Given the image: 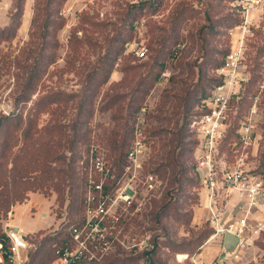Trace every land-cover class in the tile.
I'll return each mask as SVG.
<instances>
[{"label": "rangeland", "instance_id": "374dc122", "mask_svg": "<svg viewBox=\"0 0 264 264\" xmlns=\"http://www.w3.org/2000/svg\"><path fill=\"white\" fill-rule=\"evenodd\" d=\"M34 1H26L28 7L26 6L17 36L0 41V115L22 112L25 116L36 108L38 99L48 93L74 95L70 101L59 106L64 112H58L60 114L53 117L66 127V134L61 137V143L66 144L79 111V96L83 94L88 71L91 67L103 64L104 70H109L108 80L101 83L102 76L93 74L96 77L90 82L101 84L97 87L98 93L87 91L85 94L86 98L91 99V103L84 110L86 114L92 111L87 125L92 128L91 144L97 149L96 155L101 159L105 158L104 163L109 169L113 168V165L110 162V149L104 139V131L116 126L120 134L128 136L122 167L113 168V172L108 176L98 169L102 183H106L111 189L112 201L107 204L106 212L112 219L110 225L113 226L109 227L111 232H108L112 240L103 249V254L89 263L148 264V258L154 256L155 264H191V256L200 253L209 236L202 240L197 250L195 244H192L186 246V251L174 252L166 244L169 240L178 243L189 242L197 238L200 232L210 229L206 216L200 213L203 199L199 194V185L196 184L192 173H189L183 194L172 193V197L165 199L166 178L152 170L150 160H158L156 154L163 152L160 148L168 141L170 131L176 129V121L179 120L180 125L184 122L182 116L179 118L172 113L177 97L187 85H195L201 75H206V79L218 76L219 68H215V63L221 62L223 53L233 47L235 35L231 34L234 28L231 15L232 0H55L52 10H58V13L51 18L60 19L64 23L55 36L58 44L55 61L40 74L35 90L21 96V85L29 77L24 64L31 63L29 51L34 45ZM181 5H185L187 11L179 19V13L182 14ZM12 9V0H0V32L8 23ZM174 17L176 18L173 19ZM256 18L258 21L255 22L253 32L247 40L246 62L250 69L255 66L252 72L260 75V78L255 85L248 88L247 96L233 102V122L240 120L248 112L252 103L249 95L255 91L256 84L264 72V51L259 50L264 49V5ZM93 22H96V25ZM175 23L178 25L173 29L172 25ZM173 30L176 31L174 36L179 37L176 43L175 37H170L171 39L163 43L165 46L158 42V38L162 36H172ZM202 30L209 32L206 40L198 39ZM142 45L147 48V54L140 58L133 48ZM200 66L203 67V73H200ZM161 69L158 78L153 80ZM125 74L127 79L124 80ZM138 80L144 85L136 95L144 97L142 105L137 112L129 111L128 104L131 102L129 103L130 97L127 96L121 103L124 109L120 113L122 118L117 121V126L113 118L117 107L104 110L102 106L108 94L116 91L128 92ZM149 84L151 88L146 92ZM192 85V89H195ZM201 88L202 86L196 88V94ZM262 99L257 123L264 139V95ZM56 105L59 104L52 106ZM196 106L192 112H195ZM138 116L142 120L141 138L144 142L141 166L129 168L127 155L135 140L134 125ZM40 117V126L51 118L44 112ZM189 123L185 122V129L188 134H192ZM156 129L162 131L154 133ZM51 135L53 139L60 136L57 131ZM192 136L194 137L193 134ZM190 139L191 137L187 136L185 142ZM21 146L22 140L17 142L13 151H17ZM191 146L188 144L186 148ZM77 151L80 157L77 160L76 156L77 164L82 169L78 171V175L88 179L92 165L91 153L82 148V142L77 143ZM60 153L67 157L66 161L72 157V151L68 149L62 148ZM185 158L188 163L193 162L194 152H187ZM258 165L264 168V161L262 164L260 159ZM53 166H56V163H53ZM259 170L264 172L262 168ZM150 175L153 176V185H149ZM88 188L89 185L87 191ZM30 194L31 200L10 205L6 212L1 213L2 231L7 221L13 226L12 223H20L22 219L20 225L26 233L43 228L42 232L29 235L38 240L45 234H52L61 229L68 222L67 203L61 206L55 192L49 196L38 191ZM33 200L38 203V207L31 212ZM14 206H17L15 215L10 218ZM175 207L177 215L171 211V215L167 216V210L174 211ZM41 211L46 212L47 216H43ZM177 217H180L179 222H175ZM93 230L99 231L96 228ZM105 230L106 228H103L102 232L106 233ZM211 245H208L206 250ZM184 254L189 257L181 259L179 255ZM223 259V256L218 258L219 261ZM235 264H264V251L259 249L250 257L243 255Z\"/></svg>", "mask_w": 264, "mask_h": 264}, {"label": "trees", "instance_id": "16d2710c", "mask_svg": "<svg viewBox=\"0 0 264 264\" xmlns=\"http://www.w3.org/2000/svg\"><path fill=\"white\" fill-rule=\"evenodd\" d=\"M27 0H12V11L9 17V22L3 27L0 32V41H7L8 39L15 38L19 33L20 26L22 24V17L25 11V4ZM235 0H232V2ZM55 0H35L34 1V42L32 49L29 51V59L31 63L24 64V69L28 73V78L21 85V96H26L28 91H33L36 88V80L40 77V74L47 70V67L51 65L56 58L57 42L55 41L56 32L63 27L64 23L60 19H52V15H56L58 10L53 11V5ZM182 7V5H181ZM232 9V8H231ZM178 10V9H177ZM182 14L178 18H182L187 7H182ZM232 27H235L240 22V16L232 9ZM174 17L173 19H175ZM177 18L176 23L179 22ZM175 21V20H174ZM172 25L174 29L178 24ZM96 25V22H93ZM234 24V25H233ZM37 28V29H36ZM175 30H173L172 36H162L158 38V42L163 44L169 39L175 37V43L179 40L177 35L174 36ZM209 32L202 30L198 34V39L206 40V35ZM201 35V38H199ZM171 37V38H170ZM197 44L199 45L198 41ZM165 46V44H163ZM75 49V48H74ZM203 49V48H202ZM231 49L228 48L223 53V59L221 62L215 63V68H220L224 62V58ZM264 51L263 48L259 49ZM159 51V56L161 49ZM34 54V56H33ZM222 54V53H221ZM157 56V57H159ZM158 59V58H157ZM260 65V64H259ZM261 66V65H260ZM104 65L99 67H91L85 79L83 94L79 96V111L74 123L71 126V135H68L66 144L61 143V137L66 134V127L54 120L53 117L61 111V103H67L74 95L65 96L62 93H48L42 95L35 103L36 108L30 110L25 116L20 113H9L8 115H0V215L6 212L10 205H14L17 202L24 203L29 198L31 192H42L45 195H52L55 192L57 195V201L61 203V206L66 204L67 220L68 222L59 230H56L52 234H45L38 240L26 235V238L30 242V247L27 250V262L26 264H52L57 260L60 254L63 253L65 248H74L73 229L75 227H82L86 220V208L90 205L92 208L98 206V204L104 201L107 197H111V189L107 187L106 183H103L102 188H96L100 182L99 174L94 173V188L91 190V199L88 200L87 186L89 181L86 176H79L78 171H82L80 165L77 164L78 157L77 143L82 142V148L91 152L92 150V128L87 126L89 119L92 115V111H86L84 108L91 103V99L86 98L87 91H91L94 94L98 93L97 87L103 82H106L109 77V70H104ZM107 67V64H106ZM128 67H126L127 69ZM132 68V67H131ZM135 68V66H133ZM255 68H251L252 70ZM125 69V70H126ZM200 73L203 67L200 66ZM205 71V70H204ZM162 69L159 70L153 80H156ZM102 76L101 83H91L96 75ZM203 73V72H202ZM149 74V72H148ZM206 74V72H205ZM126 76V74H125ZM124 76V77H125ZM206 75H201L200 80L194 85L195 89H192L191 85H187L182 94L177 97V102L174 105V115L183 118V124H179V120L176 121V129L170 131L168 141L162 144L161 149L163 152L156 154L158 160H150L151 168L155 172L161 173L166 178L167 191L165 199H169L173 194H183L184 183L188 182V174L192 173L193 178L197 185H199V179L196 170V163L193 158V162L188 163L186 159L187 152H194L197 137L188 134L185 129V122L191 123L193 118L198 114V111L193 110L194 106L198 104L199 100L203 97H207L211 90L221 81L219 76L206 79ZM260 75L252 72L249 88L257 82ZM123 77V78H124ZM127 79L124 78V80ZM34 80V81H33ZM123 80V79H122ZM141 80L135 82L133 87L128 92L116 91L108 94L106 102L102 106L104 110L112 109L116 106V110L113 113V118L120 120L122 116L120 113L123 111L124 106L121 105L127 96L130 97L128 104V110L137 112L141 107L144 97H136L138 90H142L144 85L141 84ZM93 84V85H92ZM199 92L196 94L197 89ZM151 88L146 87V92ZM197 88V89H196ZM195 91V92H194ZM21 100V98H20ZM27 100V99H22ZM59 104L52 106L54 104ZM47 113L51 116L43 122H41V113ZM86 115H85V114ZM189 115V116H188ZM54 120V121H53ZM189 123V124H190ZM119 122H117L118 126ZM123 127L121 126L120 129ZM57 131L59 138H52V133ZM162 130H154V133H159ZM166 131V130H165ZM127 133V132H126ZM104 139L110 149L109 157L113 168H121L123 165L124 155L126 154V139L127 134H120L116 126L104 131ZM187 136L191 139L185 142ZM22 140V146L17 151H13L17 142ZM192 145L189 149L187 145ZM262 149L260 152L261 163L264 161V139L262 141ZM65 148L72 151V157L68 161L67 157L60 153V149ZM77 156V160H76ZM160 160V161H159ZM56 163V166H53ZM111 167V166H110ZM112 168V167H111ZM110 168V172H113V168ZM264 169L263 166L259 167ZM173 193V194H172ZM172 195V196H170ZM106 199V202H107ZM177 200V199H176ZM171 211L174 215H177V208L173 210H167L168 215H171ZM180 217L175 219V222H179ZM186 221V220H184ZM42 230L36 232L40 233ZM213 233V228L206 229L199 233L197 238L190 240L189 242L178 243L176 241L169 240L167 247L172 251H186L188 245L195 244L196 250L201 245L202 240L206 237H210ZM34 234V233H33ZM6 240L5 232L0 229V242ZM258 245L264 249V235L258 240ZM199 251V250H198ZM156 259L154 256L148 258V264H155ZM10 264L6 259L4 263ZM83 264H102L98 262L84 263Z\"/></svg>", "mask_w": 264, "mask_h": 264}, {"label": "built area", "instance_id": "2783aa9c", "mask_svg": "<svg viewBox=\"0 0 264 264\" xmlns=\"http://www.w3.org/2000/svg\"><path fill=\"white\" fill-rule=\"evenodd\" d=\"M263 5L264 0L231 2V8L240 16L239 24L231 30V34L235 35L234 45L218 70L221 81L207 97L199 100L196 106L198 114L190 123V129L197 137L194 160L199 179V194L205 201L206 219L213 228L207 243L216 239L222 240L224 232L228 230L240 238L239 249L230 259L222 261L215 259L205 262L198 254H194L190 258L191 264H235L247 251L251 238L259 235L264 228V214L261 220L254 223L249 220L251 208L264 207V172L259 170L258 165L263 133L258 129L257 123L259 106L264 95V72L256 84L255 91L249 95L252 103L248 112L238 121L233 122L231 118L233 102L244 98L248 93L252 72L246 62L247 40L253 32L254 24L258 21L256 16ZM133 51L140 58L147 54L144 45L136 46ZM142 132V120L138 116L134 125L135 140L127 155L129 168L141 166L144 148ZM96 151L92 146L88 200L91 199V190L94 188L95 171L98 174L100 169L107 176L111 175L110 169L104 163L105 158L101 159L96 155ZM149 178V185H153V176L150 175ZM102 185L101 179L95 187L101 189ZM236 192L244 195L247 210L235 223L226 224L224 215L227 204L231 195ZM106 199L95 208L88 205L84 225L75 227L72 231L74 248H65L57 258L61 264H83L97 259L110 244L112 237L108 236V232H111L109 227L113 225H110L112 219L106 210L112 197H108L107 202ZM94 228L99 231H94ZM103 228H106V233L102 232ZM4 232L6 240L0 242V263L8 259L10 264H26L27 250L31 245L26 235L11 226L9 221L4 226ZM100 232L102 233L99 234ZM179 257L182 259L189 255Z\"/></svg>", "mask_w": 264, "mask_h": 264}, {"label": "crops", "instance_id": "0c3cea01", "mask_svg": "<svg viewBox=\"0 0 264 264\" xmlns=\"http://www.w3.org/2000/svg\"><path fill=\"white\" fill-rule=\"evenodd\" d=\"M26 6L27 2L25 4V11H26ZM28 9V8H27ZM24 11V13H25ZM28 14H29V10H28ZM9 22V21H8ZM8 24V23H7ZM5 24V25H7ZM4 25V26H5ZM34 193V192H31ZM31 195H29V198L27 199V201L31 200ZM202 207L200 209V213L203 214L204 216L207 217V211L205 209V201L202 200ZM17 206H14L12 209V217L15 215V209ZM38 207V203L36 201H32L31 204V212H34V209L37 210ZM263 206H256L253 207L249 210V220L251 223H254L256 220H261L263 218ZM42 210V209H40ZM247 207H246V203H245V199H244V195L236 192L234 194L231 195L230 200L228 201L227 204V208H226V213L224 215V222L226 224H230V223H235L238 219L242 218L244 216V214L246 213ZM43 216H47L46 212H42ZM21 214V212H19V215ZM28 214V212H27ZM22 223V219L20 220V223H12L13 227L18 229L19 231H21L23 234L25 235H29V234H33L35 232L40 231L41 229L37 230V231H31L29 233L24 232V227L22 228V225H20ZM264 235V228L263 230L260 232L259 235H256L254 237L251 238L250 240V246L248 247L247 251L245 252L244 256L246 255L247 257L252 256V253H256L260 250L264 251V249H262L259 245H258V240ZM210 248L208 250H206V247L208 245H210ZM221 249H222V240L220 239H216L214 241H210L207 244H205L202 248V250L200 251V253H198L199 257L205 261V262H210L212 260L218 259L219 256H222L221 253ZM54 264H61L60 262H58L57 260L54 262Z\"/></svg>", "mask_w": 264, "mask_h": 264}, {"label": "water", "instance_id": "95a60500", "mask_svg": "<svg viewBox=\"0 0 264 264\" xmlns=\"http://www.w3.org/2000/svg\"><path fill=\"white\" fill-rule=\"evenodd\" d=\"M240 245V238L233 232L226 230L222 236L221 253L224 259H230L234 256Z\"/></svg>", "mask_w": 264, "mask_h": 264}]
</instances>
